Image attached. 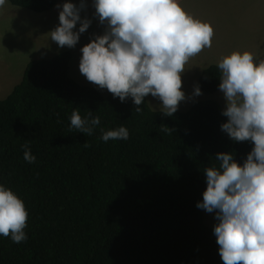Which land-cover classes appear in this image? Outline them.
<instances>
[{"label": "trees", "instance_id": "1", "mask_svg": "<svg viewBox=\"0 0 264 264\" xmlns=\"http://www.w3.org/2000/svg\"><path fill=\"white\" fill-rule=\"evenodd\" d=\"M57 1L9 0L36 14ZM71 60L70 51L32 60L0 100V184L29 214L25 242L0 236V264H223L196 207L207 186L203 169L219 166L217 153L242 165L253 145L221 131L227 118L215 100L166 117L146 97L136 113L131 98L121 103L75 81ZM219 76L216 64L203 70L204 94L219 91ZM75 109L100 117L92 136L69 130ZM120 126L127 141L99 139L101 129ZM25 143L35 163L24 160Z\"/></svg>", "mask_w": 264, "mask_h": 264}, {"label": "clouds", "instance_id": "2", "mask_svg": "<svg viewBox=\"0 0 264 264\" xmlns=\"http://www.w3.org/2000/svg\"><path fill=\"white\" fill-rule=\"evenodd\" d=\"M5 4L0 0V8ZM93 7V18L105 30L80 49V74L121 103L131 98L136 113H142L141 105L151 95L161 102L162 115L172 117L186 99L181 74L192 57L212 47L213 28L188 14L179 0H93ZM57 8H62L59 24L46 35L60 49L75 48L92 24V19L81 18L87 4L80 0L79 5L65 2ZM216 67L225 101L221 114L227 118L221 131L233 142L253 147L242 165L232 153L216 154L219 166L203 169L207 186L196 207L215 213L213 235L223 264H264V59L234 51ZM193 95H202L200 87ZM100 123L92 112L82 117L75 109L69 130L92 136ZM160 130L169 135L175 131L167 125ZM99 139L127 141L129 130L101 129ZM22 147L24 160L35 163L29 144ZM28 218L24 201L0 184V236L25 242Z\"/></svg>", "mask_w": 264, "mask_h": 264}, {"label": "rangeland", "instance_id": "3", "mask_svg": "<svg viewBox=\"0 0 264 264\" xmlns=\"http://www.w3.org/2000/svg\"><path fill=\"white\" fill-rule=\"evenodd\" d=\"M65 2L79 5L80 0H58L49 12L34 13L33 15L37 19L33 24L38 25L35 28H32L30 24L23 25V21L18 28L14 27V23L8 28L5 24L2 25V30H0V84L7 85L8 89L4 93L0 91V100L6 98L11 90L21 82L23 77L21 72L26 68V64L35 59L53 58L64 51L72 53L69 74L75 81L97 89L104 97L109 95L106 89L101 90L99 86L88 82L79 72V61L82 55L80 49L89 43L95 35H101L105 30V26L100 25L98 19L93 18L95 11L93 0H85L87 9L81 12V18L92 19V24L85 33L81 34L75 48L60 49L46 35L58 26L59 11L62 8L58 9L57 5H62ZM179 4L195 19L208 23L214 30V36L212 47L205 48L200 54L192 57L185 66L184 73L181 74L182 91L185 93L186 99L180 103L178 111L186 112L193 104L208 99L217 101L224 109L225 101L220 91L214 95H206L201 90L202 95L196 97L193 95L194 88L200 87L198 78L203 69L217 64L222 56L229 55L234 51H249L259 59L264 58V49L258 47L259 44H264V0H179ZM5 6L16 8L9 0H6ZM254 6L260 9L259 14L255 16L248 10ZM19 9L31 12L23 8ZM46 14L50 15L52 20L49 22L51 26L45 27L44 30ZM256 20H260V22ZM79 26L77 24L74 31L78 30ZM196 76H198L197 81H194ZM147 98L150 106L156 111H160L161 102L151 95ZM204 215L206 224L213 228L217 223L214 219L215 213L209 214L204 211Z\"/></svg>", "mask_w": 264, "mask_h": 264}, {"label": "crops", "instance_id": "4", "mask_svg": "<svg viewBox=\"0 0 264 264\" xmlns=\"http://www.w3.org/2000/svg\"><path fill=\"white\" fill-rule=\"evenodd\" d=\"M256 7L257 6H254V7H251V8L248 9L250 11V13L253 14L254 16L258 15L259 14V10H260V9H258ZM33 14L34 13L19 9L17 7L16 8H10V7L4 6L3 8H0V30H2V25L3 24H5L6 27L8 28L10 25H13V23H14V27L16 26V28H18L21 25V21H23V25L30 24L32 26V28L38 27V25H34L33 24V22H36V19H37V17L35 15H33ZM44 17H45L44 19H46V23L45 24L43 23L44 24V30H45V27L49 28L51 26V23H49V22H51V20H52L51 18L52 17L50 15H48V14H46ZM256 21L260 22V20H256ZM9 30H10V28H9ZM255 47H257V46H255ZM258 47L264 49V44H259ZM258 51H261V50H258ZM27 65L28 64H26V67H27ZM25 69H23V71L21 72V73H23V75H24ZM200 75H199V78H200ZM197 77L198 76L195 77L194 81H197ZM199 78H198V80H199ZM7 89H8L7 85H1L0 84V91L2 93H4Z\"/></svg>", "mask_w": 264, "mask_h": 264}]
</instances>
